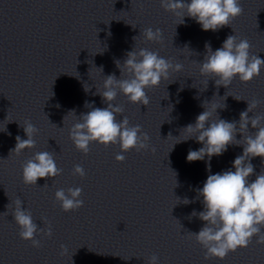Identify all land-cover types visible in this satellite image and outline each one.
<instances>
[{"label":"clouds","instance_id":"9594fccd","mask_svg":"<svg viewBox=\"0 0 264 264\" xmlns=\"http://www.w3.org/2000/svg\"><path fill=\"white\" fill-rule=\"evenodd\" d=\"M160 3L165 11L180 17L177 24H183L184 17L187 16L194 19L204 31L216 32L225 26H231L232 21L243 14L240 0H190V3L185 0H160ZM142 36L146 42H163L162 30L159 28L155 30L151 27L145 28ZM133 39L136 41V37ZM250 48L251 45L247 39H241L236 34L229 35L223 41L222 46L215 51L212 50L210 43L206 42L203 61L195 62L199 64L201 76L214 79L217 86L222 85L227 88L235 78L242 83H247L258 77L261 69L264 68V59L251 54ZM115 63L125 78L118 79L115 74L107 75L103 81V91L97 90L96 93L102 97L107 106L94 107L93 104L85 102V107L91 110L82 113L69 130V138L76 149L84 154L90 151L89 146L93 142L105 147L110 144H119L121 153L133 149L137 152L149 150V135L142 131L140 125H130L127 116H123L122 120H117V116L122 115L124 109L120 105H114L113 101L119 93H122L130 103L148 106L150 99L146 89L159 87L162 80H168L170 73H179L184 70L182 63H174L171 59L160 56L159 52L136 46L126 53L123 63L119 60ZM99 71L102 73V67ZM205 83L207 85L208 80ZM84 87L87 91L88 87L86 85ZM260 103L261 101L257 99L248 101V107L240 113L239 121L229 122L221 119L217 112V109L224 108L225 105L220 107L212 100L211 102L205 101L201 105L204 111L196 117L195 123L188 124L181 130L185 138L179 142L194 138L203 145L198 150L190 149L187 161L194 162L207 157L209 173L213 156L222 155L229 145L243 147V154L238 155L232 163L234 171L229 169L209 174L203 187L196 190L197 198H203V211L197 213L193 210L189 218L198 217L204 222V226L198 233L190 234L206 250L205 260L213 257L222 260L229 252L248 247L253 237H257L258 244H264V232H262L264 228V171L256 174L254 181L249 179L255 174L251 159L254 157L264 159V115L249 117V113L253 112ZM69 113L77 117L74 111ZM214 113L216 119H212ZM249 124L255 131H249ZM21 126L27 139L16 136V145L11 152L16 155L36 146L34 136L39 131L29 121H25ZM237 131L242 134L243 138L240 140L236 139ZM151 151L155 152V148H151ZM115 159L117 162H123L125 156L118 153ZM62 171L57 166L51 152H37L22 165L23 183L36 185L38 179L55 178ZM73 174L80 177L86 175L81 165L74 166ZM44 187H47V183ZM81 195L82 189L79 187L68 188L67 191L58 189L55 192V200L59 202L63 211H75L83 206ZM191 202L193 201L187 198L183 200L184 204ZM6 207L8 211L4 212V215L9 214L10 205ZM10 213L19 226L20 238L31 241L33 247L42 246L41 241L36 239L37 235L51 237L50 223L45 219L46 227L39 228L33 220L31 211L22 207V201L19 198L14 201V207ZM66 253L67 247L61 245V255ZM158 261L157 255L148 258V264H158Z\"/></svg>","mask_w":264,"mask_h":264}]
</instances>
